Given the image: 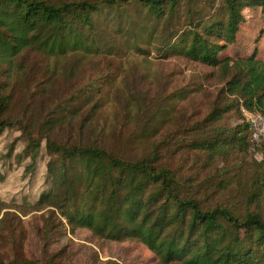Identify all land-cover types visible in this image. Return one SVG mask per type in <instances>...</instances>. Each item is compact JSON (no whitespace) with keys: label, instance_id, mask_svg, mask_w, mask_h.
<instances>
[{"label":"trees","instance_id":"obj_1","mask_svg":"<svg viewBox=\"0 0 264 264\" xmlns=\"http://www.w3.org/2000/svg\"><path fill=\"white\" fill-rule=\"evenodd\" d=\"M202 3L0 0V136L21 133L18 156L31 161L28 171L43 149L49 157L47 188L36 203L0 199V229L14 231L19 216L37 212L45 243L58 232L87 230L98 240L138 242L159 264H264V141H252L242 115L245 108L264 116V60L222 55L237 42L244 12H264V0H213L209 11ZM127 49L218 71L203 78L219 77L221 85L206 114L178 121L174 100H186L190 91L155 109L145 98H119L108 74L67 95L54 87L57 69L75 76L86 60ZM115 100L126 105L125 114L150 113L144 129L151 140L141 159L117 154L102 139L99 117ZM232 114L234 127L225 124ZM253 147L262 159L245 165L241 158ZM0 264L62 263L53 255L44 262L0 258Z\"/></svg>","mask_w":264,"mask_h":264},{"label":"rangeland","instance_id":"obj_2","mask_svg":"<svg viewBox=\"0 0 264 264\" xmlns=\"http://www.w3.org/2000/svg\"><path fill=\"white\" fill-rule=\"evenodd\" d=\"M212 2L213 0H203L202 5L209 11ZM244 16L245 21L241 25L237 42L229 46L222 55L230 58L256 55L258 59L264 60V12L261 9H247ZM118 54L120 55L110 56L105 60H86L75 76L70 74L68 67L57 69L53 85L60 93L67 95L75 89L85 87L92 77L108 74L115 80L119 98H122L120 95L123 93L145 98L152 109L166 105V98L174 93L178 95L182 90L190 91L186 100H174L176 110L173 113L176 112L178 119L180 117L178 121L206 114L208 104L214 100L221 88L219 77L210 81L203 80L208 74L219 73L206 66L181 58L164 60L159 58L156 50H152L150 56H142L140 52L128 49L126 54L124 51ZM38 66H42L39 61ZM199 83H202V90L197 92L195 88L199 87ZM125 109L126 105L122 106L117 100L109 102L103 109L99 117L101 125L105 126L102 139H107L117 154L127 159H141L147 154L150 145V135L144 129L150 113L143 114L140 118L137 113L125 114ZM225 124L236 126V114L227 117ZM20 135L14 129L7 130L0 136V172L4 175V180L0 182V199L14 206L36 203L47 188L45 176L49 157L46 150L43 149L34 171H28L27 166L31 161L18 156L24 149V141ZM164 140L157 139V142ZM242 157L239 156L237 160L227 158V164L234 165L241 158L245 165H250L252 161L262 159L261 153L255 147L249 155ZM19 217L21 223L16 230L0 229L1 259L25 256L44 262L56 255L62 264H159L157 257L138 242L98 240L87 230H77L74 234L58 232L52 236L50 242L45 243L39 235V230L43 227L42 213L34 212ZM17 240L19 241L16 242Z\"/></svg>","mask_w":264,"mask_h":264},{"label":"built area","instance_id":"obj_3","mask_svg":"<svg viewBox=\"0 0 264 264\" xmlns=\"http://www.w3.org/2000/svg\"><path fill=\"white\" fill-rule=\"evenodd\" d=\"M242 115L250 126L251 138L260 144L264 141V116L260 113H253L242 108Z\"/></svg>","mask_w":264,"mask_h":264}]
</instances>
